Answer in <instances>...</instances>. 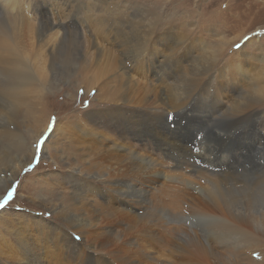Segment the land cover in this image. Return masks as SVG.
<instances>
[{
    "label": "rangeland",
    "instance_id": "rangeland-1",
    "mask_svg": "<svg viewBox=\"0 0 264 264\" xmlns=\"http://www.w3.org/2000/svg\"><path fill=\"white\" fill-rule=\"evenodd\" d=\"M68 1H70L68 4L72 3L70 12L76 5H87L88 2L92 4L90 8L92 11L83 10L79 12L75 7V12L73 10L71 18L66 19L69 21L75 19L76 16L81 17L79 19L81 27L69 26L65 30L64 34L70 35L69 40L64 46L59 47L54 58L47 62V65L51 67V75L42 91L35 89L36 87H31L30 92L17 107H13L9 102L7 103L8 108L11 109L8 121L11 128L9 132H12V134L16 132L15 135L25 141L22 147L18 144L16 150L9 144L8 154L11 157L13 153H23L26 156V163L16 174H13L12 180L6 181L8 184L0 195V202L4 201L9 191L13 193V196L8 200L5 207L0 209V216L4 215V217L19 219L21 216L34 214L54 224L62 222L56 216L55 210L66 207L73 210L79 217L82 216L85 219L88 217L87 220L95 221L93 219H97L99 216L96 213L98 212L97 205L107 203L105 202V195H102L107 189L104 186L106 179H108L107 173L115 177L116 172L121 171L120 167L109 162L106 157V152L109 153L111 150V145L108 146V144H112V141L109 139L114 138L118 143L134 145V147H137L133 149L134 152L139 157H145L153 164H151V167L143 163L145 166L137 168L141 164L135 167L132 155L125 154L126 159L123 157L124 160L128 161L124 173H127L128 177L125 181L131 190L118 189L116 195L112 197L110 205L113 210L115 209L114 211L126 212L125 215L133 218L128 220L122 214H119L118 221L122 226H116L114 229L116 231L132 230L131 234L127 233L123 236L124 239L128 240L125 246L133 243L138 248L136 254L127 255L129 252L124 253L127 256L124 259L126 262H134V264H139L140 260H144L145 263L149 264H190L192 262L187 259L189 254L186 250L181 251L182 249H178V243L184 240L186 244H189L191 239L196 236L199 238L200 235L201 240H206L207 243L208 239L203 232H205V228L209 227V223L206 221L204 224L201 218H197L192 214V204L195 202L193 198L200 199L198 196L200 194L197 195L198 197H193L190 194V197H186L190 191L194 195L196 194L192 188L181 185L179 180L171 177L174 175V177H177V174L180 173L198 180L200 179L198 175L201 176V174L205 176L207 174L206 177L209 178H217V175L229 176V172H234L243 177L242 179L245 180L246 184L248 183V189L251 190V185L255 184L258 179L260 180L259 171H264V144L260 143V148L262 147L263 150H250L251 152L255 151L253 155L245 150L238 156H231V151H229V146L233 145L234 147L236 142H240L242 146L246 144V140L253 137L258 138L257 128L262 127L255 120L248 121L246 124L238 121L241 118L245 120V117H235L236 120H234L233 116L235 115H231L229 107L232 100L242 102L243 95L245 96L242 98L243 101L248 99V95L253 100L250 101V104L253 103L254 105L251 107L252 105L249 104L251 110L249 109L248 115L251 114L252 117H255L257 112L264 106V93H261V90L258 91L264 84V77L261 76L260 80L253 82L251 73H249V77L242 75L245 68L249 71L254 67L264 66V62L254 65V62H249V60L242 64V61L246 58L250 59V56L252 58L258 55L264 57V34L261 35L258 32V30L264 32V0H105L109 4L111 2L115 3L117 8L120 6L127 8H118L121 11L125 10L127 12L128 10V12H121L123 14L118 15L119 18L114 17L115 19L110 18L105 13L98 12L97 8L101 6L99 4L100 0H79L78 4H73L75 0ZM62 2L64 0L58 3L62 5ZM127 3L139 6L138 8L135 7L138 12L136 11L135 14L136 9ZM46 5L48 4L46 3ZM139 11L144 12L139 13ZM100 14L103 19L107 18V22L104 21L105 27L102 29H99L100 21L103 20ZM126 14L130 17V20ZM93 17L96 18L91 22L89 18ZM1 18L0 16V20ZM123 18L126 20H122ZM139 18L144 19L143 21L146 23L150 19L154 22V28L146 39L147 47L151 49L150 57L167 53L170 56L169 47L172 46H174L173 49L175 48L174 51L177 52L179 49L181 51L184 40H186L185 45L194 47L192 52L190 51L189 55L187 54L185 57L181 53L175 58L169 57V60H178V66L180 65L182 72L186 73L188 78H191L189 81L195 88V90L194 88L180 89L179 95L183 99L177 103L178 106L181 105L177 108L178 111L171 110L172 97L168 96V91L166 92L167 85L164 83L165 77L163 76L164 72H170L176 68L173 62L170 63V60L160 64V59L151 61L146 55L147 51L141 55L140 59H136V53L130 50L132 42L122 43V48L113 41L112 34H114V31L111 30L110 26H119L123 22H132V20L135 25H138L139 22L135 23V20ZM76 19L78 18L76 17ZM96 24L98 25L95 26ZM106 27L110 29L111 33H108ZM129 27L125 26L127 31L131 30V27ZM56 28L55 25L53 29L48 31L54 32L53 30H56ZM57 30L60 34L61 30ZM74 36H80L82 44L87 47L84 52V55H88L85 57V59L87 58L86 63L81 62L80 54L75 50L73 41H71ZM219 36H224L229 42H221ZM126 37L131 39L134 37V33ZM136 40H138L137 37ZM196 40L198 43L201 42V45L194 46ZM178 42H180V46ZM126 46H128L127 49ZM200 46L201 48H199ZM215 47H217V52L211 54V56H214L207 55V61L202 60L199 65V69L208 66L207 73L198 74V71L192 73L193 65L190 57L194 55L193 58L197 56L200 60L204 56L202 48L211 51ZM146 57L150 62L146 61ZM153 64L155 65L153 66ZM159 76L164 82L159 79ZM223 77L225 79L221 81L222 85L213 86L212 92L202 88L205 91L200 93V87H207L204 85L205 81L213 80L214 84L216 81L222 80ZM168 85L170 86V83ZM176 86L179 87V84L177 83ZM198 89L200 91L197 93ZM213 94L215 96H212ZM164 102L169 104L168 110L165 109ZM149 107L153 109L151 115L142 114L145 112L144 110L150 109ZM106 111H109L108 114H113L114 120L123 125H131L132 120L136 118V130L134 131L136 133L131 132L132 136L116 134V130L110 127L113 122H109L108 115H105ZM173 111L174 113H170ZM93 112L98 113L99 118L92 121L90 117ZM55 125L57 126L55 127ZM160 128V132H164L163 134H159L160 132L157 129ZM83 131L86 132L85 135ZM259 133H264V131L261 130ZM147 134L150 137H158L163 140L164 147L167 149H163V155H159L157 152L159 150H146L145 144L141 149L137 142L138 138H146ZM165 138L171 139H169V146L165 144ZM16 140L10 141L13 144ZM179 141L187 145H183L181 142V145L176 144ZM147 165L149 167L145 168ZM241 167L248 168L247 174L243 172ZM241 170L243 173H241ZM152 171H154L153 174ZM163 172L169 176L172 175L169 179L171 182L168 179H163ZM156 175L158 176L156 177ZM164 180L169 182L165 183ZM173 181H177L179 184H173ZM204 186L202 185V187ZM117 198L134 199L135 202L139 201L145 204L153 202V205L148 203L152 212L159 211L158 215H163L164 211L167 212L160 224L165 223L172 233L170 232L165 237L152 225L137 221L138 217L134 216L135 211H125V208L117 203V200H119ZM154 202L158 205L155 206ZM78 203L82 205L81 208H77ZM208 203L210 208H207V211L212 212L213 209L215 215H218V210L221 209L212 203L210 205V202ZM223 203L219 202V204ZM188 206L189 208H187ZM263 206L261 205L262 208ZM167 207L170 211L173 208L172 212ZM93 211H96V216L92 214ZM236 213L238 215L245 214L240 206ZM0 227L2 226L0 225ZM130 227L132 228L130 229ZM147 230L151 233L154 232L156 235L155 237L152 236L151 241L147 234L144 235ZM3 231V228H0V257L11 252L7 248L8 244H11V239H8ZM2 238H6L5 244H3ZM215 240V242H212L215 251L217 250L216 252L220 254L223 260H226L227 255L230 258V252L225 251L222 245L220 248L217 247L220 244L217 243V239ZM141 245L143 246L141 247ZM2 248L6 252L5 254ZM147 251L148 255L144 259ZM218 251L226 254H221ZM252 254L254 257L256 256V252ZM240 256L235 260L236 264L246 262L244 257ZM55 262H58L57 259Z\"/></svg>",
    "mask_w": 264,
    "mask_h": 264
},
{
    "label": "bare ground",
    "instance_id": "bare-ground-1",
    "mask_svg": "<svg viewBox=\"0 0 264 264\" xmlns=\"http://www.w3.org/2000/svg\"><path fill=\"white\" fill-rule=\"evenodd\" d=\"M59 1H61V0H0V13H1L0 16L2 17L0 20V184H1L0 187L4 184L0 188V195L3 191V189H5V187L8 184V182H6V181L12 180L11 178H12L13 174H16L19 171V169L21 167H23V165L26 163L25 162L26 156H24L23 153H13L11 155V157H10V154H8L9 150H10L8 147L9 144L11 145V147H14V149L16 150L18 148V144L22 147V145L24 144L25 141L23 140V138H21V137L19 138V136L15 135L16 134L15 131H14L15 134H12V132L11 133L9 132L11 128L8 125L9 124L8 121L10 119V113H11L10 110L11 109L8 108L7 103L9 102L10 104L13 105V107H17L20 104V102L25 98V96L30 92L31 87H34V88L36 87L35 89H37V90L39 89L40 92L42 91V89L44 88L46 82H48L49 77L51 75V72H50L51 67L49 65H47V62L52 60L54 58L55 52L58 50V48L59 47L61 48L62 46H64L66 44V42L69 40L70 35L68 36L66 33L64 34L65 30L68 29L69 26H72L74 28L81 27V22L79 21V19H81V17L76 16L78 19H76V17H75V19H73V20L71 19L69 21H67L68 20L67 18H69L72 15L73 10L75 12V9H74L75 7H76L77 11H79V12H81L83 10H91L90 8H91L92 4H90V2H88L87 5H76L73 8V10L70 12V10H71L70 7H71L72 3L68 4V3H70V1L64 0V2H62V5H61L58 3ZM78 1L79 0H75V2H73V4L74 3L78 4ZM46 3L48 5H46ZM99 4L101 6H99L97 8L99 10L98 12H102V14L105 13L107 16H109L112 19L114 17L119 18L117 16L120 14H123L121 12H124L125 10L121 11L120 9H127V8H122L123 6L121 7L120 5L119 6L121 8L118 7V8H120V9H118L116 7L115 3L111 2V4H109L105 0L104 1L100 0ZM127 4L130 6L132 5L131 6L132 8H135V7L138 8L139 7V6L133 5V3L132 4L127 3ZM136 11H137V9L135 10V14H136ZM127 12H128V10H127ZM127 12L125 11V13H127ZM140 12L143 13L144 11H139V13ZM97 14H99V13H97ZM95 15H96V13H95ZM81 16H82V14H81ZM89 16L90 15L88 14V17ZM140 16H141V14H140ZM82 17H84V16H82ZM95 18L94 17L89 18V20H91V22H92ZM101 18H102V15H101ZM136 18H138V17H136ZM57 19H59V20H57ZM106 19L107 18L100 21L99 29H102L103 27H105L104 21L107 22ZM124 19L125 18H123L122 20H124ZM129 20H130V17H129ZM143 20L140 18L135 20V23L136 22H139V23L143 22L140 24L138 23V25H135L134 21L132 20V22H128V21L123 22L119 26H115V27L110 26L111 30L114 31V34H112L113 35V41H115L121 47H122V43L126 44V43L132 42L131 43L132 48L130 50H132L136 53V55H135L136 59H140L141 55L147 51V54H146L147 57L150 58L151 61L153 59H157V60L160 59L159 60L160 64L170 61L171 59L169 60V57L175 58L180 53L182 54L183 57H185V56H187V54L190 51L192 52L194 47L185 45L186 40H184L182 43V46H181V51H180V49L179 50L177 49L178 50L177 52L174 51L175 48L173 49L174 46H172V47H169V49H170L169 52H171L170 56H168L167 55L168 53H167L165 55L159 54L156 57H150V55H151L150 50L151 49H149L147 47L146 39H147V37H149L148 36L149 33L154 28V22L152 19H150V21L148 23L144 22ZM55 25L57 26L56 30H53L54 32H49L48 30L53 29V27ZM97 25L98 24H96L95 26H97ZM125 26H130L131 30L127 31ZM57 29L61 30L60 34H58ZM80 29H78V30H80ZM106 29H107L108 33H111L110 29L108 27H106ZM136 31H137V34H136ZM258 32H260L261 35L264 34V32H262L261 30H258ZM133 33H134V37L131 38L133 40L126 37L127 35H132ZM80 35H82V34H80ZM135 35L138 38V40H136ZM258 36H259V34H258ZM153 38H154V36H153ZM218 38L220 39L221 42H225V41L229 42V40L225 39L224 36L223 37L219 36ZM83 39H84V37H83ZM71 41H73L75 50L78 51L80 54L81 62L86 63L87 58L85 59V57H87L88 55H84V52L87 49V47H86V45L82 44L80 36H78V37L74 36ZM200 41L202 42L203 39ZM201 42L198 43L196 40L193 45L194 46L195 45H201ZM174 43H175V41H174ZM179 44H180V42H178V45ZM175 45L177 46V44H175ZM128 46H129V44H128ZM128 46H126V49L128 48ZM199 48H201V46ZM214 49H216V50H214ZM214 49H212L211 51H209V50L207 51L206 48H202V50H203L202 53H204V56L200 60L198 59L197 56H196L197 59H196V57L193 58L194 55L192 57H190V58H192V65H193L192 73L197 72V71H198V74L207 73V71L209 70V67L206 66L204 68L199 69V65L201 64L200 62L202 60L207 61V59H208L207 55H209L210 57L214 56V55L211 56V54L217 52V47H215ZM152 54H153V52H152ZM147 57H146V61H149L147 59ZM90 58H91V56H90ZM248 60H249V62H254L253 63L254 65H257L259 62H264V57L261 55L259 57V55H258L257 57L252 58L250 56V59L246 58L245 60L242 61V64L245 61L248 62ZM177 61L178 60H171V62H170V63L173 62V65L176 67L175 69H172L170 72H164L163 76L165 77V82L161 79L160 76H159V79L162 80L167 85L166 92L168 91V96L172 97V103L170 102L172 105L171 110L175 109L178 111L177 108L180 107L181 105L178 106L177 103L180 102L181 99H183V97L181 95H179L180 89H182V88L187 89V88H194V87L192 86L193 84L189 81V80H191V78H188L186 76L187 74L182 72V70H181L182 67L180 65L178 66ZM255 61H257V62H255ZM87 62H89V61H87ZM154 65L155 64H153V66ZM134 66H135V64H134ZM140 66L141 65L139 64V67ZM82 67H84V66H82ZM127 67H125V68H127ZM136 67H135V69H136ZM167 67H169V66H167ZM249 73H251V76L253 77V82H255V81L257 82L258 80L261 79V76L264 77V66L262 65L260 68L254 67V68L250 69L249 71H247V68H245V71L242 75L249 77ZM157 74H158V72H157ZM190 74H191V72H190ZM224 79L225 78L223 77L222 80H218L214 84H213V80L205 81L204 85H206L207 87H200L199 89H201V91L198 89L196 92L197 93L199 91H200V93L204 92L205 90H203L202 88H206L208 90V92L210 90L212 92V89H214V87L220 86V84L222 85L221 81H223ZM167 83L168 84L170 83V86ZM177 83L179 84V87L176 86ZM230 86H232V84H230ZM194 90H195V88H194ZM260 90H261V93H264V84L262 85V87L258 91L260 92ZM31 91H33V93H36V92H34V90H31ZM212 96H215V95L213 94ZM244 97L245 96L243 95L242 98H244ZM249 97H250V95H248V99H246L245 101H243V99L241 98L242 102L238 101V100H234V101L232 100L231 106L229 107V109L231 111V115L232 114L235 115V116L232 115L234 120H236L235 117L236 118H238V117L240 118V116L245 117V120H243L244 118H241L240 120H238V121H240V123L246 124L248 121L255 120V121L259 122L262 125V127L257 128V133H258L257 137L258 138L253 137L250 140H246V144L242 145V146H241L240 142L239 143L236 142L234 147H233V145H230L229 151H231V156L232 155L238 156V154L243 153V151H245V150L247 152H250L251 155H253V152L255 153V151H252V152L250 151L252 149L263 150L262 147L260 148V146H261L260 143L264 144V133H259V131L260 132H261V130L264 131V106L257 112V115L255 117H252L251 114H250L251 116L248 115V111L250 109L249 104L253 101V100H251L252 98L251 97L249 98ZM235 98H238V97H235ZM227 99L229 100V98H227ZM217 104H219V103H217ZM163 105H164L165 109H167V110L169 109V104L167 102H164ZM250 105H252L251 107H253L254 104L252 103ZM240 106H242V107H240ZM152 110L153 109H151V108L146 109V110H144L145 112H143L142 114L151 115ZM109 111H110V109H109ZM109 111H106L105 115L106 114L108 115L107 118H108L109 122H113L110 127H113V129L116 130V132H115L116 134H119V135L127 134V135L132 136L130 134L131 132L136 133V132H134L136 130L135 129L136 118H134L132 120L131 125H123V124L116 122L114 120L115 117L113 116V114H108ZM174 111L170 112V113H174ZM97 118H99V114L98 113L96 114L95 112H93L90 119L93 121ZM124 121H125V119H124ZM95 123H96V121H95ZM10 125H12V124H10ZM56 126L57 125H55V127ZM55 127H54V129H55ZM157 130H158V132H160L161 128L157 129ZM36 133H37V131H36ZM85 133L86 132L83 131L84 135H85ZM163 133L164 132H160L159 134H163ZM146 136H147L146 138L145 137L144 138H138L137 142H138V145L141 147V149H143V147H144L143 145L145 144L146 150H159V151H157L159 153V155H163V149H166L164 147L163 140H160L158 137H150L148 134ZM88 137L90 138V136H88ZM15 139H17V140L12 144V142L10 140L14 141ZM169 139L170 138H167V139L165 138V140H166L165 144L167 146L170 145ZM109 140L112 141V144H108V146L111 145L110 146L111 150L109 151V153L106 152V157L108 158L109 162L117 165V167H120L121 171L118 173L116 172L115 177H113V175H111L110 173H109V175L107 173L108 179H106V182L104 185L107 189L102 194V195H105V202H107V203L97 205L96 209L98 212L93 211L94 213H92L95 216L97 215V214H95V212L98 213V215H99L98 218L93 219L95 221L87 220V218H88L87 216H86L87 217L86 219L82 216L79 217V215L76 214L73 210L66 208V207H63L62 209L60 208V210L59 209L55 210L56 216L59 217L62 220V222H60V223L58 222V223H54V224L50 223L47 220L45 221L40 216H36L34 214H31L30 216H24V217L21 216L19 219H13L10 217L8 218V217H4V215H2V216H0V218H1L0 225L2 226L0 228H3V230H4L3 233H5L8 236L7 237L8 239H11V244H8L6 242L8 244L7 248L11 252L8 255H4V256L0 257V264H83V263H88V264H134V262H132V263H130L129 261L126 262V260L124 259L127 257L126 255H124V253L129 252L127 254V255H129V254H136V250L138 251L137 246L133 243H131V245L125 246L127 244L128 240L124 239L123 236L127 233L131 234L132 230L125 229L122 231H116L114 229L116 226L117 227L122 226V224H120V221H118V215L119 214H122L124 216V218L128 219V220L133 219V218H130L129 216L125 215L126 212L123 213V211H121V212L120 211H114L115 209L113 210V207L110 205V202L112 200V197L116 195L118 189L119 190L130 189V188H128V185L125 181V179L128 177L127 173L126 172L124 173V171H126V169H127V163H128L127 160L123 159V157L125 159L127 158V156L125 154H129V155L133 156L132 160H133V164L135 167H137L139 164H141L137 168H140L141 166L142 167L145 166V165H143V163L148 164L150 166L152 163L149 162L148 160H146L145 157L144 158L139 157V155L137 153H135L133 150V149L137 148V147H134V145L118 143L114 138L109 139ZM180 142L183 145H187V144H184L182 141H179L176 144L181 145ZM130 143H131V141H130ZM13 152H15V151H13ZM111 152H113V154H111ZM130 158H131V156H130ZM222 160H223V158L221 159V161ZM148 165L145 168L149 167ZM242 170L244 173L247 174L248 168L243 167ZM242 170H241V173H243ZM138 171H139V169H138ZM171 172H173V171H171ZM142 173H143V171H142ZM153 173H154V171H152V174ZM174 173L176 174L177 172H174ZM181 173H183V172H181ZM170 174H173V173H170ZM179 174H177V177H174L175 176L174 174H173L174 176L171 177L172 175L169 176V175H167V173L166 174L164 173L163 179L165 178V180L166 179L169 180L170 177L173 179L175 178L176 180H179V183L181 185H186V187L192 188V190L194 191V193L196 195H194L193 192L190 191L186 195V197H190L189 194L193 197L200 194V195H198L200 197V199L199 198H193L195 202L192 204V212H193L192 214H194L197 218H201L202 219L201 221H204V224L206 221L209 223V227L205 228V232H203V234H205V236L208 239L207 243L205 242L206 240L205 241L201 240V235L199 237L200 239L197 236L194 237L193 239H191L189 244H186L184 240H181L178 243L179 244L178 249H180V250L182 249L181 251L186 250L187 254H189L187 259L190 262H192L190 264H199L200 261H201L200 264H236L235 260L240 255H242L244 257V260L246 261V262H244V264H264V206H263L264 205L263 204L264 203V171H259L258 174H259L260 180L256 179L257 182L256 183L254 182L255 184L251 185L252 191L248 189V187H247L248 183L246 184L245 180L242 179L243 177L241 175L239 176L238 173H234V172H229V176L224 175V174L217 175V178H209V177H206L207 174H206V176L201 174V176L198 175L200 178L198 180H194L191 178V176L188 177L185 174H180V175ZM157 176L158 175H156V177ZM208 176H210V175H208ZM148 178H150V177H148ZM152 179H154V178H152ZM165 180H164L165 183H168L170 181L169 180L167 182ZM175 183H178V182L176 181L173 184H175ZM130 184H131V182H130ZM202 185H205V186L202 187ZM178 187H179V185H178ZM178 187H177V190H178ZM101 190H103V189H101ZM173 190H175V189H173ZM228 192H229V194H228ZM96 193H94V194H96ZM117 199H119V200H117V203L119 205H121L122 207H124L125 211L126 210L127 211H135L134 216L136 215L138 217L137 221H141L142 223L152 225L153 228H157V230H159L160 233L164 234L165 237H167L170 234L171 230L167 228L165 223L162 222L163 224H160L161 221H163L164 214H167L166 211H164L163 215H158L159 211L152 212V209L149 207L148 203H151V202H148L145 204V203H142L139 201L135 202L134 199H128V200H126L125 198H117ZM208 202H210V205L212 203L213 205L218 206L219 209H221V210H218L219 212L217 211L218 215H215V210H213V209L211 210L212 212L209 211L210 213L207 211V208H210ZM219 202L220 203L224 202V203L219 204ZM151 204L153 205V202ZM156 205H158V204L155 203V206ZM261 205L263 206V208L261 207ZM81 206L82 205L79 204V205H77V208L78 207L81 208ZM239 206L242 208V210L245 214L238 215L236 213V212H238ZM168 207H169V204H168ZM168 207H167V209H169ZM170 208H171V205H170ZM173 208H174V206H173ZM187 208H189V206ZM92 209H93V207H92ZM172 209H171V211L169 209V211L172 212ZM90 211H89V214L91 213ZM83 212H84V210H83ZM173 212H174V210H173ZM94 215H92V216H94ZM94 218H96V217H94ZM134 218L136 219V217H134ZM203 219H205V220H203ZM125 226H126V224H125ZM131 228L132 227H130V229ZM121 229H123V228H121ZM136 230H137V228H136ZM146 234H147V237L150 238L149 239L150 241L152 240V236L153 237L156 236L154 234V232L151 233L148 230L146 233H144L145 236H146ZM169 238H171V237H169ZM172 239H169V240H172ZM215 239H217V243L220 244V245H217V247L219 246V248H220V246L222 245V247L225 251L230 252V256H231L230 258H229V255H227L226 260H223V258L220 257V254H218L216 252L217 250L215 251V246L213 247V245H212V242L216 241ZM117 240H118V242L116 243ZM157 240H159V239H157ZM173 240H175V239H173ZM2 241H4L3 244H5L6 238H2ZM144 242H146V241L144 240ZM142 246L143 245H141V247ZM2 250H3V248H2ZM143 250H141V251H143ZM218 252H220V251H218ZM254 252H256L255 257L252 254ZM5 253L6 252L4 251V254ZM146 255H148V251L145 253L144 259H145ZM56 259L58 262H55ZM139 264H149V263H145L144 260L143 261L140 260Z\"/></svg>",
    "mask_w": 264,
    "mask_h": 264
},
{
    "label": "snow or ice",
    "instance_id": "snow-or-ice-1",
    "mask_svg": "<svg viewBox=\"0 0 264 264\" xmlns=\"http://www.w3.org/2000/svg\"><path fill=\"white\" fill-rule=\"evenodd\" d=\"M13 196V193L11 191L8 192L7 196L4 198L3 202H0V209H3L8 202V200Z\"/></svg>",
    "mask_w": 264,
    "mask_h": 264
}]
</instances>
